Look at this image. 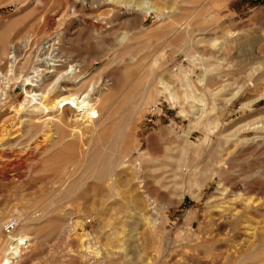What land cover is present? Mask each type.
<instances>
[{"label": "rangeland", "instance_id": "rangeland-1", "mask_svg": "<svg viewBox=\"0 0 264 264\" xmlns=\"http://www.w3.org/2000/svg\"><path fill=\"white\" fill-rule=\"evenodd\" d=\"M0 89V264L263 262L264 0H0Z\"/></svg>", "mask_w": 264, "mask_h": 264}, {"label": "bare ground", "instance_id": "bare-ground-1", "mask_svg": "<svg viewBox=\"0 0 264 264\" xmlns=\"http://www.w3.org/2000/svg\"><path fill=\"white\" fill-rule=\"evenodd\" d=\"M144 12L145 14H151V13H155L156 11H154L151 7H149L148 5L144 6ZM123 40V39H122ZM43 51V52H42ZM42 53L43 55H45V53H48L49 56H51V61L48 63H46V58H42L43 60L39 61L37 63V66L36 68L33 69V72H32V75L31 77H26L25 79V82H26V87H29V89H25L24 90V94H25V98L28 99L31 103H42L43 101H45L48 96L50 95V93L53 92V89H61V91L63 92H67V91H70V88L68 87L69 84H72L73 81L70 80L69 81V76H73L75 74H77L79 71H77V68L80 70L79 67H77L76 65H67L66 66V71L64 70V72L60 73L59 74V70L61 67H63V65L61 64H64V61H62L61 57H59V50L58 48H56V46L54 45H49L47 47H43L42 48ZM12 59V58H11ZM10 59V60H11ZM76 61V60H75ZM10 64L11 66H13L14 64V60L12 59L10 61ZM23 65V64H22ZM19 69V68H18ZM12 71V70H11ZM21 71V70H20ZM54 73V75L52 74ZM53 75V76H56V79L54 80V82H52L50 84V93L49 91L47 93H41L39 91H41V86L44 84L43 82V76L45 75ZM87 74H83L79 77L76 78V80L74 82H81V80H83L85 77H86ZM72 78V77H71ZM68 79V81L66 80ZM74 79V78H73ZM2 82L3 79L1 80ZM8 80L5 79V82H7ZM31 82H35L36 84H32ZM84 83V82H83ZM6 84V83H5ZM64 84V86L62 85ZM66 84V85H65ZM82 84V83H81ZM83 85V84H82ZM90 85V84H89ZM86 85H83V87H85ZM93 88L92 85L89 87V88H85V92L82 91V93H74L73 95H67V96H62V97H59L57 98V100H55V102L52 103V109H58V108H64L66 106H71L74 108V110L77 112V113H80L81 115H89V113L92 112L93 110V107L96 105L99 104V102L96 103V101H99V100H95V104L94 103H91V100L93 99V95H94V91H93ZM1 90V89H0ZM72 90V89H71ZM5 91V90H4ZM4 91H0V100L4 99L5 97V92ZM74 91V90H73ZM38 92V93H37ZM58 97V96H57ZM49 101V100H48ZM47 101V102H48ZM48 104V103H47ZM50 104V102H49ZM50 106V105H49ZM69 108V107H68ZM56 109V110H57ZM49 110V109H48ZM50 111V110H49ZM61 111V110H60ZM74 111V112H75ZM59 113V112H58ZM61 115V114H60ZM92 115V113H91ZM61 118V117H60ZM59 119V118H58ZM60 121V120H58ZM22 123V122H21ZM25 148V147H24ZM22 155V154H21ZM10 158V157H9ZM16 161V160H15ZM224 160H222L223 162ZM17 162V161H16ZM19 163V162H18ZM3 167V166H1ZM19 168V166H18ZM1 170V169H0ZM3 170H5V167H3ZM7 170V169H6ZM19 172V171H18ZM17 172V173H18ZM2 175L5 174L4 171L0 172ZM15 173V174H17ZM71 174V173H70ZM7 175V174H6ZM68 175V174H67ZM22 176V175H21ZM71 176V177H70ZM69 177L67 176L66 178L70 181L71 179H73L72 175H70ZM1 177V175H0ZM7 177V176H6ZM2 179L4 177H1ZM64 178H62L63 180ZM75 179V178H74ZM65 180V179H64ZM78 180V179H77ZM18 181V180H17ZM59 181V180H58ZM119 180H111L110 182V185L113 187L117 186L116 183H118ZM57 182V181H56ZM64 182V181H63ZM66 182V180H65ZM61 183V182H60ZM70 184V183H69ZM77 184V182H76ZM63 185V183L61 184ZM120 185V183L118 184V186ZM55 186V185H54ZM53 186V187H54ZM71 186H75V181L72 183ZM117 186V187H118ZM59 189V187H57ZM61 188V187H60ZM71 188V187H70ZM73 189V188H71ZM111 187L109 188V191H110ZM119 189V188H118ZM54 190V189H53ZM51 190V191H53ZM117 190V188H116ZM55 191V190H54ZM112 191V190H111ZM114 191V189H113ZM244 191H248L247 188L244 190ZM243 195V194H242ZM49 196V195H48ZM54 197V196H53ZM248 198V197H247ZM105 199V198H104ZM250 199V198H249ZM54 200V199H53ZM106 200V199H105ZM58 202V201H57ZM114 202V201H113ZM247 204V203H246ZM236 214V213H235ZM218 216V215H217ZM216 216V217H217ZM227 217V216H226ZM232 218H235L236 215L232 214L231 215ZM227 220V219H226ZM246 221V220H245ZM14 227V226H13ZM14 229V228H13ZM14 238H16L14 241H16V244L14 246H9L8 249H7V252H6V256L8 257H13L15 255H17L18 253V248L21 246V245H27L26 243V238L23 237L22 235H17L15 236ZM248 248V247H247ZM14 252V253H13ZM228 254V253H227ZM8 261H9V258H7ZM11 259V258H10ZM7 262V260H6ZM259 264H264V260L263 262L260 261Z\"/></svg>", "mask_w": 264, "mask_h": 264}, {"label": "built area", "instance_id": "built-area-1", "mask_svg": "<svg viewBox=\"0 0 264 264\" xmlns=\"http://www.w3.org/2000/svg\"><path fill=\"white\" fill-rule=\"evenodd\" d=\"M12 226H13L12 223H8L7 226H6V229H10Z\"/></svg>", "mask_w": 264, "mask_h": 264}]
</instances>
